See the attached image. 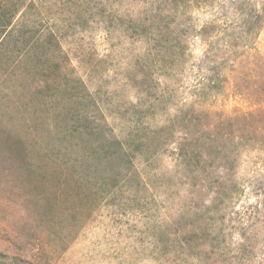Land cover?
<instances>
[{
    "label": "rangeland",
    "instance_id": "1",
    "mask_svg": "<svg viewBox=\"0 0 264 264\" xmlns=\"http://www.w3.org/2000/svg\"><path fill=\"white\" fill-rule=\"evenodd\" d=\"M10 1L27 23L34 24L37 6L43 23L61 27V46L101 101L113 96L128 107L136 91L119 81L150 68L158 84L152 83L153 95L169 87L175 92L167 94L169 105L194 100L192 65L202 43L190 39L185 67L172 68L162 55L167 65L137 66L131 60L137 49L144 56L161 46H137L127 28L113 26L155 10L153 0ZM194 15L199 23L210 17ZM255 46L264 56V25ZM42 50L34 36L20 37L0 55V264H264V159L256 165L243 156L236 168L241 190L230 196L217 184L187 183L167 152L152 165L141 157L138 167L119 170L112 157L103 159L106 152L71 151L63 142L71 123L67 78L63 67L60 74L35 75L34 55ZM219 103L227 112L244 105L233 98ZM165 117L160 112L156 121ZM34 137L43 146H34Z\"/></svg>",
    "mask_w": 264,
    "mask_h": 264
},
{
    "label": "trees",
    "instance_id": "2",
    "mask_svg": "<svg viewBox=\"0 0 264 264\" xmlns=\"http://www.w3.org/2000/svg\"><path fill=\"white\" fill-rule=\"evenodd\" d=\"M153 1L155 10L152 8L147 15H131L128 22L113 26L127 28L137 46L141 41L161 46L158 51L149 47L144 56L137 49L131 59L137 66L167 65V59H171L172 68L175 64L185 67L192 56L190 39L202 43V55L192 65L198 70L192 88L194 100L182 98L174 106L169 105L167 94L175 93L169 87L153 95L155 73L150 68L141 78L129 72L119 81L121 87L131 85L136 91L128 107L113 96L107 103L101 101L61 46V27L43 23L45 13L37 6L32 25L22 20L14 1L0 0V55L18 38L34 36V45L43 49L34 55L35 75L47 71L60 74L64 69L71 123L63 142L71 151L106 152L103 159L112 157L119 170L123 165L138 167L141 157L146 158L143 163L152 165L167 152L187 183L195 186L199 181L209 182L211 188L217 184L222 194L229 192L232 196L241 190L236 168L243 156L248 154L256 165L264 159V56L255 46L264 25V0ZM194 11L210 17L199 23ZM167 18L175 20L176 27L172 29ZM170 76L177 78L176 73ZM228 98L239 99L244 105L236 106L233 112L216 108L222 105L220 100ZM160 112L166 116L161 124L156 121ZM111 115L114 119H109ZM178 129L180 134L176 133ZM38 138L34 137V146H43Z\"/></svg>",
    "mask_w": 264,
    "mask_h": 264
}]
</instances>
